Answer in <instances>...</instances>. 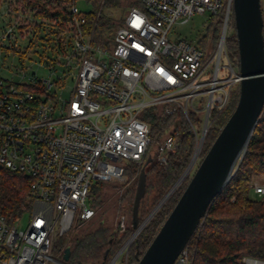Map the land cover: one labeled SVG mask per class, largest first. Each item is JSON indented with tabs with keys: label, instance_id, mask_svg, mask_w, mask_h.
Masks as SVG:
<instances>
[{
	"label": "built area",
	"instance_id": "obj_1",
	"mask_svg": "<svg viewBox=\"0 0 264 264\" xmlns=\"http://www.w3.org/2000/svg\"><path fill=\"white\" fill-rule=\"evenodd\" d=\"M233 1L132 0L111 42L104 45L93 41L94 29L86 30L89 11L73 0L68 28L61 33L63 48L46 61L58 72L56 79L28 75L21 56L19 65L6 66L11 76L0 70V165L28 175L33 196L26 228L18 226L21 216L8 223L0 212V264H70L53 256L54 243L76 220L80 224L94 216L89 204L94 183L125 181L128 162H167L180 137L169 130L155 141L142 117L146 108L158 106L165 115L185 117L196 137L193 166L201 162L211 112L227 105L242 79L239 57H230L226 47ZM220 10L222 28L211 53L186 37L173 36L176 23ZM10 15L4 5L0 68L6 55L15 54L4 47L20 46L22 39L17 20L9 23ZM54 86L61 92L69 87L70 95L64 97ZM250 185L253 197H264V182L256 178ZM143 222L106 264H138L130 262L128 251ZM127 226L122 215L114 232L124 234ZM189 254L185 247L174 264H190ZM243 262L264 264V259L244 256Z\"/></svg>",
	"mask_w": 264,
	"mask_h": 264
},
{
	"label": "trees",
	"instance_id": "obj_2",
	"mask_svg": "<svg viewBox=\"0 0 264 264\" xmlns=\"http://www.w3.org/2000/svg\"><path fill=\"white\" fill-rule=\"evenodd\" d=\"M72 1L0 0V11L4 5L8 6L11 14L9 23L16 19L15 26L19 36L28 40L23 49L19 45L11 48L5 46L4 49L19 54L22 57L21 62L27 50L31 48L33 52L40 55L46 51L58 53L63 48L61 33L68 28L71 19L69 5ZM89 1L93 2L96 9H92L86 15V30L91 32L94 29L93 41L106 45L111 42L123 17L116 20L114 17H105L101 13L97 19L98 7L101 8V3L98 0ZM123 1H126L125 9L132 3V0H104L102 7L121 6ZM222 17L223 10L211 15L204 35L196 43L208 54L217 46L222 28ZM230 25L234 28V32L228 36L226 47L230 57L238 58V39L233 14ZM238 99L239 86H235L227 105L222 110L211 112V125L200 152L202 157L205 156L221 128L235 110ZM142 117L149 123L151 135L155 141L170 130L180 137V143L174 152L167 155V162H162L157 158L143 161L141 164L128 162L126 182L131 184L120 195L116 192L110 195L102 189L105 184L114 181L94 183L89 204L95 208L96 212L92 218L80 223L79 227H87L90 222L93 223L94 219H99V221L95 228L87 232L83 229H79L78 233L74 232L73 239L66 244V247L71 248L68 259L70 264L108 263L135 229L166 196L185 172L193 157L196 137L189 123L180 113L165 115L160 107L151 106L144 110ZM150 149L155 151L157 145L152 144ZM188 176L166 198L138 233L128 251L130 262H137L151 244L186 188L190 180ZM141 177L143 179L137 209L138 225L134 227L133 215ZM256 178H264V109L237 171L223 191L213 200L207 215L186 245L190 252V264H244V256L264 259V197H253L250 185V182ZM31 181L28 175L0 165V212L8 223L15 222L17 217L30 211L33 203ZM123 202L127 206L126 209L130 211L131 223L127 231L120 235L106 225L101 218L110 208L114 212L125 209ZM85 223L88 224L84 225ZM56 241L53 252L62 247L61 244L57 245L58 241Z\"/></svg>",
	"mask_w": 264,
	"mask_h": 264
},
{
	"label": "water",
	"instance_id": "obj_3",
	"mask_svg": "<svg viewBox=\"0 0 264 264\" xmlns=\"http://www.w3.org/2000/svg\"><path fill=\"white\" fill-rule=\"evenodd\" d=\"M233 16L238 39L239 99L235 110L221 128L209 150L199 163L186 188L138 264H174L188 241L207 215L208 210L237 171L255 127L264 109V36L260 0H234ZM187 169L169 190L163 201L187 176ZM142 179L135 203L133 225L137 227V209L142 192ZM154 212V211H153ZM152 212V213H153ZM151 214V213H150ZM148 217L144 220V224ZM71 248L65 249L68 260Z\"/></svg>",
	"mask_w": 264,
	"mask_h": 264
},
{
	"label": "rangeland",
	"instance_id": "obj_4",
	"mask_svg": "<svg viewBox=\"0 0 264 264\" xmlns=\"http://www.w3.org/2000/svg\"><path fill=\"white\" fill-rule=\"evenodd\" d=\"M98 1L100 2V0H98ZM77 4L84 11H91L94 8L96 9V6L93 4V2L89 1V0H77ZM120 5L121 6H117V7H102L103 16L114 17L116 20L122 19V17L125 15L126 1H123ZM123 7H124V9H123ZM98 9H100V7H98ZM210 19H211V15L208 13L207 14H194L189 21H187L185 23H176L173 26V28H172L173 36L176 35V36L186 37V38L194 41L195 43H197L199 41V39L204 35V33L206 31L207 24L209 23ZM233 32H234V28L231 26L229 29V36L231 34H233ZM27 43H28V40L27 39L25 40V38L19 40L20 46H25V45H27ZM41 52L42 51H40V53ZM41 54L45 55V56H42L39 53L33 52V49L27 50L25 56L23 57L24 58L23 64L26 67V72L28 73V75H31V74L36 75L39 79H52V80L56 79L58 72L51 71L50 66L48 64H46V61L50 60L53 57H56V54L52 53L51 51H46V52L41 53ZM41 61L43 64H40ZM2 62H4V64H3V67L1 66V68H0L1 73L4 76H11L12 72L6 66H15L16 67L17 65H19V62H20L19 61V54H16V53L14 54L11 52L10 54H8L4 57V60L2 59ZM223 63H225V59H224ZM59 68H61V67H59ZM225 71H226L225 68H223L221 71V74L224 75ZM66 82H67V84H70V85L73 84V81L71 80V78H68V80ZM53 88L54 89L56 88L57 91L59 93H61L64 97H68L70 95L69 87H67L63 92H61V89L58 86H54ZM198 165H199V160L196 161L191 172L189 173V176H188L189 178L192 177V175L194 174ZM257 179H260V181L264 182V178H257ZM126 180H127V177H126ZM126 180L123 182H115L114 181L112 183H107L104 185V187L102 189H103V191H105V192L107 191L108 193H110V195L112 193H115V192H116V194L120 195V194L124 193L125 189H127V187L130 186V184H131V183L130 184L127 183ZM124 204L125 203L123 202V207L125 209L118 210L119 212L118 211L114 212L110 208V210H108V212L106 211L105 214L101 218V219H103L102 221L106 225H109L113 231H115L116 227L118 226V222H119L120 217L122 215L126 216L127 225L130 226L131 214H130L129 209H126L127 206ZM29 218H30V212L28 211L24 215L21 216V218L18 222V226L21 228H26L28 225V222H29ZM94 220H93V223H91V222H90V224H88L89 222L85 223L84 225L88 224L87 227L86 226L79 227L80 226L79 221L76 220V222L74 223L73 229L70 232H67L64 235H58V237H57L58 242L57 241L56 242H57V245L61 244L62 247L58 251L53 252V256L57 259L64 261V262H68V260L64 257V252H65V249L67 248L66 244H68L69 241H71L73 239L74 232L78 233L82 229L85 230L84 232H87L89 229L95 228L99 219L98 220L96 219L95 221ZM120 235H123V234H120ZM49 264H56V263L53 261H50Z\"/></svg>",
	"mask_w": 264,
	"mask_h": 264
},
{
	"label": "bare ground",
	"instance_id": "obj_5",
	"mask_svg": "<svg viewBox=\"0 0 264 264\" xmlns=\"http://www.w3.org/2000/svg\"><path fill=\"white\" fill-rule=\"evenodd\" d=\"M184 179H185V177L180 181V183H181ZM180 183H178L177 186H178ZM177 186L175 187V189L177 188ZM175 189H174V190H175ZM174 190H173V191H174ZM173 191H172V192H173ZM172 192H171V193H172ZM171 193H170V194H171ZM165 200H166V199H165ZM165 200H164V201H165ZM164 201H163V202H164ZM161 205H162V204H161ZM157 209H159V207H158ZM157 209L155 208V209L153 210L154 212L152 211L153 213H151V214L148 216V220L154 215V213L157 211ZM148 220H147V221H148ZM147 221H146V222H147Z\"/></svg>",
	"mask_w": 264,
	"mask_h": 264
}]
</instances>
